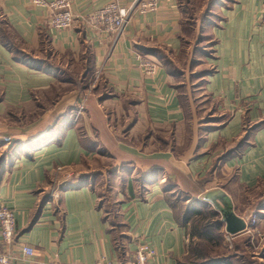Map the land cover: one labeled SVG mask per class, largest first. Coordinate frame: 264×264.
<instances>
[{
    "label": "crops",
    "instance_id": "0c3cea01",
    "mask_svg": "<svg viewBox=\"0 0 264 264\" xmlns=\"http://www.w3.org/2000/svg\"><path fill=\"white\" fill-rule=\"evenodd\" d=\"M110 1L73 0L72 11ZM185 1L134 11L112 45L80 25L48 27L33 0H0L11 264H132L141 244L156 252L150 264H264V0ZM216 191L246 226L255 214L252 234L225 232L205 201Z\"/></svg>",
    "mask_w": 264,
    "mask_h": 264
},
{
    "label": "built area",
    "instance_id": "2783aa9c",
    "mask_svg": "<svg viewBox=\"0 0 264 264\" xmlns=\"http://www.w3.org/2000/svg\"><path fill=\"white\" fill-rule=\"evenodd\" d=\"M73 0H33V4L43 7L47 10V25L56 31H65L75 25H80L93 33L100 39L108 40L112 45L117 43L123 34V30L134 11L139 14H145L157 9L158 0H133L130 5L124 6L123 0H111L105 6L91 12L88 15L77 16L72 11ZM141 65L147 75H152L157 69L153 62L141 59ZM99 72L94 73L93 79L97 80ZM100 76V75H99ZM85 100V99H84ZM83 100V103H84ZM82 103L78 105L77 116L82 110ZM62 172L61 167H57L53 177ZM59 183V182H58ZM57 184H53L57 186ZM51 198H56L57 193L52 192ZM256 226V216L254 213L246 227V232L253 233V227ZM249 228V230H247ZM15 237V218L14 212L9 210L5 205L0 204V264H11L13 256L10 247ZM20 257L28 259L33 256V249L29 246L22 245L18 248ZM156 252L148 245L141 244L134 253V262L132 264H150L154 259ZM95 264H112L103 258L98 259Z\"/></svg>",
    "mask_w": 264,
    "mask_h": 264
},
{
    "label": "water",
    "instance_id": "95a60500",
    "mask_svg": "<svg viewBox=\"0 0 264 264\" xmlns=\"http://www.w3.org/2000/svg\"><path fill=\"white\" fill-rule=\"evenodd\" d=\"M205 201L210 203L213 208L220 214L222 223L225 224V232L230 236L241 234L246 229L243 219L236 216L229 198L223 191L208 193Z\"/></svg>",
    "mask_w": 264,
    "mask_h": 264
},
{
    "label": "rangeland",
    "instance_id": "374dc122",
    "mask_svg": "<svg viewBox=\"0 0 264 264\" xmlns=\"http://www.w3.org/2000/svg\"><path fill=\"white\" fill-rule=\"evenodd\" d=\"M182 3H183L184 5H186V1H185V0H182ZM195 13H197V11H195ZM187 19H188V20H187L188 23L192 21L191 18H187ZM192 22H193V21H192ZM202 46L205 47V49H206L205 51H207V50L210 48V44H207V41H206V42H203V43H202ZM201 53L204 54V53H206V52H202V51H201ZM195 70H196V71H203V70L206 71L205 68H203L201 65H198V68L195 69ZM98 72L100 73V71H97V73H98ZM205 74H206V72H202V73H200L199 75L204 76ZM99 75H100V74H98L97 78H99ZM197 75H198V74H197ZM90 80H91V79H90ZM84 99H86V98H85V96L83 95V100H84ZM83 100H82V102H83ZM82 102H81V103H82ZM84 102H85V100H84ZM81 103H80V104H81ZM82 109H83V108H82ZM56 168H57V167H56ZM56 168H55L53 174L55 173ZM61 168H62V172H64V168H63V167H61ZM62 172H60V173H62ZM53 174L51 175V184H52V185H53L54 183L57 184V183L59 182L58 175H57L56 177H53ZM66 177H69V174H66ZM53 186H54V185H53ZM108 203H109V207H110V206H111V201L109 200ZM247 213H248L249 215H250V214L252 215V212H251V211H249V212H247ZM251 215H250V216H251ZM254 215H255V214H254ZM250 219H251V217H250ZM250 219H249V220H250ZM249 220H248L247 222H249ZM257 223H258V219L256 218V225H258ZM247 224H248V223H247ZM247 230H249V228H248ZM252 230H253V229H252ZM243 233H244V234H249V235H250V232H249V233L246 232V229L244 230ZM251 234H252V233H251Z\"/></svg>",
    "mask_w": 264,
    "mask_h": 264
},
{
    "label": "trees",
    "instance_id": "16d2710c",
    "mask_svg": "<svg viewBox=\"0 0 264 264\" xmlns=\"http://www.w3.org/2000/svg\"><path fill=\"white\" fill-rule=\"evenodd\" d=\"M87 83L88 82H86V83H82L81 84V88L83 89L84 87H86V86H88L87 85ZM83 85V86H82ZM50 198V197H49ZM208 214V213H207ZM207 214H203L201 217H202V219H211L212 218V216H210L209 214L207 215ZM209 225V221H206V222H204L203 224H202V226H204L203 227V230L204 229H207V227L206 226H208ZM210 232V231H209ZM190 264H195V263H190ZM203 264H211V261H209V263H203Z\"/></svg>",
    "mask_w": 264,
    "mask_h": 264
}]
</instances>
